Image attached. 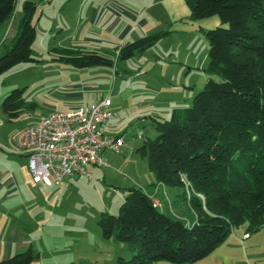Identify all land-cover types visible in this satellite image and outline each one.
Instances as JSON below:
<instances>
[{
	"label": "trees",
	"instance_id": "16d2710c",
	"mask_svg": "<svg viewBox=\"0 0 264 264\" xmlns=\"http://www.w3.org/2000/svg\"><path fill=\"white\" fill-rule=\"evenodd\" d=\"M18 0H0V25L13 17ZM191 18L219 15L227 26L205 30L209 41L207 72L212 76L189 107H175L170 117L151 118L157 134L136 149L156 181L170 187L189 183V206L196 219L187 223L154 206L143 188H126L116 215L103 212L98 225L106 239L128 244L132 256L117 264H190L218 248L247 224L253 233L264 226V0H186ZM38 5L25 0L19 31L0 55V77L34 57V18ZM169 30L141 36L117 49L115 58L81 47H52L53 61L77 68L114 67L144 53ZM13 89L2 102L9 120L37 107ZM32 247L0 261L31 264Z\"/></svg>",
	"mask_w": 264,
	"mask_h": 264
},
{
	"label": "rangeland",
	"instance_id": "374dc122",
	"mask_svg": "<svg viewBox=\"0 0 264 264\" xmlns=\"http://www.w3.org/2000/svg\"><path fill=\"white\" fill-rule=\"evenodd\" d=\"M18 1L22 2L23 6L25 0ZM31 1L38 5L35 18L38 19V37L33 48L34 57L41 61L20 63L0 77V109L5 96L15 88H24V98L36 103L37 107L22 112L13 120H9L7 116L5 126H9L11 130L25 127L48 113L69 111L78 105L77 102L82 103L87 99L95 100L111 95L113 107L127 105L131 102V94L136 92L137 88L142 89L140 92H151L146 89L148 85L155 88L166 86L170 97H178V92L184 95L182 98L186 97L181 102H175L177 104H174L171 110L175 107H189L194 96L204 88L212 76L207 72L209 41L205 30L227 26L219 15L202 19L191 18V9L186 0H166L159 6L150 5L156 0H94L98 16L103 9L111 8L113 3L119 8L150 17V25L141 30L137 29L130 41L156 31L169 30L170 34L157 41L144 52L145 54H137L131 59L119 61L114 67L77 68L51 61L55 56L51 49L56 46L54 41L62 31V35L72 36L65 38L60 46L70 47L85 43L83 41L75 44L78 41L76 34H79L81 27L75 26L70 12L67 14L63 4L65 0ZM105 18L101 20V25L102 21L106 24ZM156 18L158 20H155ZM114 20L116 19L110 24ZM160 22L163 24L161 27ZM125 44L105 36L99 41H87L84 45L88 50L115 58L117 49ZM157 60L159 62L155 64ZM151 63L152 69H149ZM143 65L145 66L142 68L141 77L133 76ZM116 70L123 73L127 79H119ZM212 77L220 80L218 76ZM68 92H83V95H67ZM143 98L133 99L137 101V107ZM147 106V103L144 107L141 106L140 116L132 113L135 109L132 108L131 111L119 113L118 117L110 121L109 128L114 133L120 131L119 134L125 139V146L119 153L104 152L106 166L91 170V179L78 177L69 182L68 186H55L49 191L50 202L53 204L58 201L59 204L55 213V223L58 225L53 231L44 227L45 237L48 235L50 240L51 235L56 237L52 242L48 237L44 240V264L52 263V251L59 256L69 254L72 264H117L118 257L129 259L132 256L127 243L103 237L98 221L103 212L113 215L118 213L127 193L126 188L136 185L151 191L154 174L149 170L146 160L135 150L144 139L157 134ZM170 114H163L161 119L169 118ZM175 188L180 190V195L173 200V206L162 211L187 221L194 216L188 203V192L180 186ZM235 230L247 231V224L236 227ZM251 235V239L242 238V250L236 257L246 264H264V226Z\"/></svg>",
	"mask_w": 264,
	"mask_h": 264
},
{
	"label": "crops",
	"instance_id": "0c3cea01",
	"mask_svg": "<svg viewBox=\"0 0 264 264\" xmlns=\"http://www.w3.org/2000/svg\"><path fill=\"white\" fill-rule=\"evenodd\" d=\"M48 1L50 2L51 0ZM164 1L166 0H156L153 1L150 5L159 6ZM63 4L65 5L64 8H66L67 14L68 12L72 14L73 22L75 21V26L81 27L79 34H76L78 41H76L77 43L75 44H78L79 42H83V41L85 43L87 41H91V42L99 41L105 36H107L110 40L117 39L118 42H120V44L128 43L131 40V36L135 34V32H137V29L141 30L147 27V25H150L149 16L144 17L142 13L136 14L135 12H131L129 10L119 8L118 5H115L113 3H112L113 6H110L111 8L103 9V11H101V14H99L100 16H98L97 8L94 6V0H65ZM71 7L73 8L71 9ZM110 13H112L113 15ZM22 16H23L22 2L20 3L18 1L16 11L13 17L0 25V54H2L8 47H10L12 42L16 38L19 31V23ZM35 18L34 21L36 27H38V23H37L38 19L35 20ZM104 18L106 24H104L102 21V25H101V20H103ZM114 18L116 20H114V22L110 24V22ZM155 20L158 19L156 18ZM104 26H107V28L103 29L102 27ZM161 26H163V24L161 25L160 22L159 27ZM62 34H64L63 31L57 35L56 40L54 41L55 42L54 44H56V46H60V44H62V42L65 40V38L72 36V35L67 36ZM37 37H38V32H37ZM35 42L33 44V48ZM84 44L74 45L70 47H81L83 49H87V47ZM136 55L137 54H135L133 57H135ZM51 61L53 60L51 59ZM158 62L159 60H157L155 64H158ZM145 65L140 67L138 71H135L133 76L141 77L143 73L142 68ZM152 65L153 63L150 64L149 69H152L151 68ZM115 73L116 75H118L119 79L121 78L123 80L127 79V77L123 73L117 70L115 71ZM147 87L146 89L150 90L151 92H140L142 91V89L137 88V91L131 94L130 96L131 102L127 105H123V106L116 105L113 107V100H112V109L114 112H116L117 115L114 118L102 124V130L106 134L121 135L119 134L120 131L114 133V131L111 130L108 126L110 121L114 120L116 117L119 116V113H123L128 110L131 111L132 108H135L133 109L132 113L135 112L136 116L137 115L140 116L139 111L142 110L141 106L143 105L144 107V105L147 103L148 104L147 107L149 108L146 107V109L149 110L150 112L149 113L150 118H152L153 116L162 118L163 114H168V113L170 114V112L172 111L171 108L172 106H174V104H177L178 102H181L186 98V97L182 98L184 97V95L182 96L180 94L181 92H178L176 94L179 95L178 97L175 98L170 97V95H168L167 92L168 88L166 86H159L155 88L151 85H148ZM82 93L68 92L67 95L80 96L83 95ZM137 97H144L140 101V103L138 102V104L140 105L138 107L136 103L137 101L133 100L134 98ZM102 98H98L95 100L87 99L82 101V103L77 102L78 105L72 107L71 109L78 108L89 102H96L98 100H101ZM2 111L3 109H0V261L8 259L12 255L22 252L29 247H32L34 251L39 254V256L31 264H44V249H43L44 240H47V237L48 240L51 242L55 241L56 239V237L54 236L55 237L54 238L52 235L50 236L51 240L48 235L47 237H45L46 232L44 231V227L51 228L52 230V229H56L57 228L56 225H58L55 223V219H56L55 213L57 212L59 204L58 201H55L52 204V202H50V199L48 197V193L55 186L57 187L68 186L69 182H71L73 179L78 177L67 178L61 184H54V185L35 183L32 179V174L28 166L27 156L14 152L13 148L15 147V138L17 134L25 127L39 122L45 115L38 117L35 121L31 122L29 125H26L25 127H22L18 130L17 129L11 130L9 126L7 127L5 126L7 115L4 113V111L3 112ZM97 167H103V166H91L90 171L95 170ZM134 182L136 183L137 181ZM151 184H152L151 191L145 190V192L148 195H152L155 193L156 187L160 186L158 196L162 199L164 205L161 208V210L162 209L167 210L169 207L173 206V200H176L177 197L180 195V190L170 186L168 188L167 185L160 184V182L156 181V179H154V181ZM182 188L183 190H185V192L186 191L188 192V196H189V191H190L189 187L184 186ZM193 214L194 216L192 218L187 219L186 221L187 223L188 222L193 223L195 221L196 216L194 211ZM246 233L248 232L247 231L236 232L234 228L233 232L229 235V237L218 248H216V250H214L207 257L190 264H246L244 261H240V258L236 257V254L241 252L242 250V245H241L242 238L243 239L252 238L251 233H249L250 234L249 237H244ZM51 253H52L50 255V258L52 260L51 264L73 263L71 262V256H69V254H64L62 256H59L58 253L56 252L52 251ZM154 264H175V263L169 261H160Z\"/></svg>",
	"mask_w": 264,
	"mask_h": 264
},
{
	"label": "built area",
	"instance_id": "2783aa9c",
	"mask_svg": "<svg viewBox=\"0 0 264 264\" xmlns=\"http://www.w3.org/2000/svg\"><path fill=\"white\" fill-rule=\"evenodd\" d=\"M116 115L111 95L69 111L48 113L17 134L13 151L27 156L37 184H61L71 177L91 179V166L107 165L105 151L119 153L125 146L122 135L102 130V124ZM186 186L190 187L188 182ZM159 187L150 198L161 209L164 205L158 196ZM249 236L246 233L244 237Z\"/></svg>",
	"mask_w": 264,
	"mask_h": 264
}]
</instances>
